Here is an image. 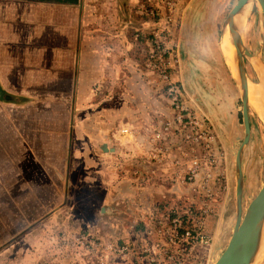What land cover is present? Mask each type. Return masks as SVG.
Listing matches in <instances>:
<instances>
[{
	"label": "crops",
	"instance_id": "obj_1",
	"mask_svg": "<svg viewBox=\"0 0 264 264\" xmlns=\"http://www.w3.org/2000/svg\"><path fill=\"white\" fill-rule=\"evenodd\" d=\"M145 1L0 0V264H97L71 252L68 237L95 233L70 219L126 218L107 225L120 243L177 203L163 199L164 155L150 144L164 105L145 96V34L157 26L141 14ZM170 36L173 47L185 41ZM167 154L173 181L174 145ZM76 170L108 203L75 210ZM24 202L48 208L28 214Z\"/></svg>",
	"mask_w": 264,
	"mask_h": 264
},
{
	"label": "rangeland",
	"instance_id": "obj_2",
	"mask_svg": "<svg viewBox=\"0 0 264 264\" xmlns=\"http://www.w3.org/2000/svg\"><path fill=\"white\" fill-rule=\"evenodd\" d=\"M236 1L176 0L175 11L171 15L172 22L166 18V11L163 10V14L157 17V20L153 18V21H157V26H151L149 33L145 34L149 42V52L144 65L148 72L144 75L147 78L145 96L164 105L159 107L164 108L161 119L153 121L156 123H153L152 134L161 130L165 123L171 122L172 124V128H169L170 131L165 132L168 135L164 136L160 146L164 149H170L177 144L181 147H187L185 136L189 134L194 143L193 148L196 156L203 160L202 143L200 140L195 141L197 131L204 129L217 139V162L210 167L209 171L206 170L211 176L209 189L213 194L212 204L215 211L214 216L207 223V231L211 235V246L206 258L207 261L204 264H214L223 252L235 220V155L244 137V127L241 92L236 74L233 46L230 43L228 33L225 34L224 31L227 29L225 19ZM141 14L145 15L142 11ZM239 33L244 49L251 55V57H243L248 88L250 85L259 83L260 76L257 70L259 71L264 67V25L259 7L252 5L246 9L243 24L239 27ZM154 35H158L163 42L162 47L171 52L169 56L163 57L164 65L170 66L167 75L171 82L181 88L184 107L188 109L191 116L196 118L199 125L197 128L186 126L184 130L180 131V134L175 133L176 138L173 133L176 132V125L165 92V83L161 80L160 72L155 69V61L150 59V53L154 50ZM170 35H181V39L184 36L185 41L183 38L179 48L173 47V44L170 43L172 41ZM262 76L264 77V75ZM248 115L249 138L241 154V205L243 212L264 182V122L250 103H248ZM167 164L165 159L163 171H161L163 199H167L168 203H171L172 199H176L179 204L183 205L191 202L196 203L197 199H192V190L193 187L200 188V181L206 171L202 170L198 180L190 186L186 182H182L185 173L182 169L180 170V180L172 182L171 177L175 173L171 172ZM72 174L73 180L76 179L73 182L76 183L77 181L76 186L81 184L83 173L76 170ZM76 191L79 196L74 198L78 200L74 205L75 210L80 214L87 213L92 206L101 207L103 203L107 202L106 193L93 195L85 191L82 184L81 188ZM10 205L5 204L6 209H10ZM22 205L25 206V209H31L26 212L28 214L44 212L48 208L45 203L43 204L45 207L38 208V210H32L35 204L20 203L21 209ZM4 213L7 214V212ZM30 220L33 219L30 218ZM76 220L78 223L73 225L72 223L75 221L70 219L68 224L75 228L81 227L89 233L93 231L95 234L89 235L94 238L110 237L117 240L120 235L108 232V222L125 223L126 218L101 217L99 220L87 216ZM11 222V217L4 218L6 225H11ZM38 224H40L39 221L36 225ZM21 226L22 224H20ZM78 234L88 235L87 233ZM23 237V234L15 235L17 242H19V248L26 249L28 240L27 238L22 240ZM69 240L71 241L72 238ZM7 246L8 244L5 245L7 256L16 252L11 249L6 250ZM253 264H264V240L259 255Z\"/></svg>",
	"mask_w": 264,
	"mask_h": 264
},
{
	"label": "built area",
	"instance_id": "obj_3",
	"mask_svg": "<svg viewBox=\"0 0 264 264\" xmlns=\"http://www.w3.org/2000/svg\"><path fill=\"white\" fill-rule=\"evenodd\" d=\"M175 6L176 0H146L144 7L140 10L146 16L156 20L165 10L166 18L172 22L171 15L175 11ZM162 43L160 37L154 35V50L150 53V59L155 61V69L160 72L161 80L165 83V92L176 125V132H173L176 138L175 133L180 134L186 126L197 128L199 125L196 118L191 116L188 109L184 107L181 88L171 82L167 75L170 66L164 65L163 57L169 56L171 52L164 49ZM170 127L172 128L171 122H167L161 130L152 134L151 143L159 159L163 155L164 160L170 157L167 154L168 149L159 146L164 136L168 135L165 132L170 131ZM196 136L195 141L200 140L202 143L203 160L196 156L194 143L189 134L186 135L187 147H181L179 144L174 146L178 156L175 158V165L178 167L176 171L178 178L173 180L175 182L180 180L182 169L185 172L182 182L192 186L198 180L202 170L209 171L210 167L217 162L216 137L204 129H199ZM155 157L152 160L156 161ZM207 171L200 181V188L193 187L192 199L196 198V203L183 205L177 200V203L171 206L166 205L163 212L148 220V226L142 229L131 228L130 234L127 238L121 239L120 243L118 240L103 241L89 234L71 235L68 237L71 252L81 253L86 259L93 257L97 264H204L211 246V235L207 231V223L214 216L215 211L212 204L213 194L209 189L211 176ZM69 238L72 240L70 241Z\"/></svg>",
	"mask_w": 264,
	"mask_h": 264
},
{
	"label": "water",
	"instance_id": "obj_4",
	"mask_svg": "<svg viewBox=\"0 0 264 264\" xmlns=\"http://www.w3.org/2000/svg\"><path fill=\"white\" fill-rule=\"evenodd\" d=\"M248 1L249 0H237L225 19V26L228 30L230 43L234 48L233 56L241 92L244 137L235 155V221L226 247L214 264H253L259 255L264 240V182L244 212L242 211L241 205V154L243 147L248 141L250 132L247 78L244 69L243 57H251V55L242 45L239 28L235 26L234 18ZM256 1L259 5L264 25V0Z\"/></svg>",
	"mask_w": 264,
	"mask_h": 264
},
{
	"label": "bare ground",
	"instance_id": "obj_5",
	"mask_svg": "<svg viewBox=\"0 0 264 264\" xmlns=\"http://www.w3.org/2000/svg\"><path fill=\"white\" fill-rule=\"evenodd\" d=\"M252 5L259 7L256 0H249L247 4H245V6L241 9V11L235 16L234 24L237 28H239L243 24V19L246 9ZM224 33L227 34L228 30L226 29ZM233 53H234V48H233ZM257 72L259 73L260 81L256 85H252V86L250 85V87L248 86L247 96H248V103H250L252 108L257 112L258 116L264 122V77L262 76L264 75V67L259 71L257 70Z\"/></svg>",
	"mask_w": 264,
	"mask_h": 264
}]
</instances>
